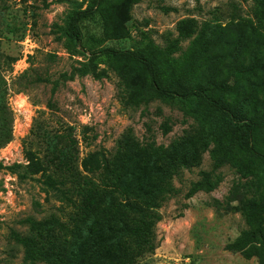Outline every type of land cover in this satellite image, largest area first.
Masks as SVG:
<instances>
[{
	"label": "rangeland",
	"instance_id": "obj_1",
	"mask_svg": "<svg viewBox=\"0 0 264 264\" xmlns=\"http://www.w3.org/2000/svg\"><path fill=\"white\" fill-rule=\"evenodd\" d=\"M258 1L110 0L103 18L81 21L83 39L76 44L67 22L87 0H0V85L11 112V139L0 145V264H28L12 232L70 264H95L110 255L126 264H258L256 257L226 249L248 228L244 204L260 206L258 174L242 176L227 162L215 171L220 181L213 190L185 198L199 172L212 169L215 145L232 133L239 140L243 130L229 121L211 127L198 104L158 97L138 63L103 57L92 66L88 58L99 47L146 50L173 82L185 69L190 41L203 32L199 55L188 59L186 86L237 77L241 118L259 115L264 72L239 71L252 67L257 39L264 47ZM259 135L264 142V129ZM30 151L70 190L73 203L45 191L29 166ZM93 151L101 153L119 190L113 184L104 190V171L82 170V158ZM165 167L174 169L173 193L156 208L160 219L141 232L150 236L141 243L142 236L131 234L130 210L133 202L155 196Z\"/></svg>",
	"mask_w": 264,
	"mask_h": 264
},
{
	"label": "trees",
	"instance_id": "obj_2",
	"mask_svg": "<svg viewBox=\"0 0 264 264\" xmlns=\"http://www.w3.org/2000/svg\"><path fill=\"white\" fill-rule=\"evenodd\" d=\"M110 0H87V4L83 8L75 10L67 22V35L76 44H81L83 32L81 21L88 18H93L100 14L102 18L105 15V7ZM141 0H131L132 3H137ZM167 10L166 8H163ZM258 22L264 28V0L258 1ZM106 28V24L104 23ZM107 31V28H106ZM201 36L203 32L198 33L189 43L188 49L185 52V69L176 78V81L171 82L168 77H164L159 60L156 57H148L146 50L139 49H119L115 47H99L90 49L89 64L93 66L95 61L100 58H114L125 62H135L142 66L145 70L149 85L155 94L166 101L178 99L181 101H190L198 104L202 111L201 115L205 122H209L210 126L220 124L223 121H229L234 129H242V138L239 140L232 133L212 149L210 156L213 160L212 169L210 171H200V178L190 184L189 189L185 193V198L193 196L198 191L209 192L219 183L220 177L215 171L223 164L230 162L242 176L256 175L260 177L263 191L259 196L260 206L246 202L244 204L245 219L248 225L235 238L233 242L226 245V249L232 252H239L244 258L250 259L256 257L258 264H264V142L260 137V132L264 129V111L261 114L252 113L249 117L242 119L239 114V107L235 102V87L237 86V77L231 83H217L206 86L187 87L191 73L188 67V59L193 54L197 53V48L201 44ZM263 37L262 33H257V38ZM256 39V38H255ZM264 43V41H263ZM152 47V45H151ZM150 47V49H151ZM199 55V53H197ZM204 56V52L202 51ZM251 68L239 69L241 76L253 74L255 72H264V47L260 45L257 39L251 51ZM231 58V57H230ZM187 72V73H186ZM235 76V75H234ZM41 81V77L37 78ZM51 106V103H48ZM11 112L7 103L4 101V93L1 92L0 85V145L7 143L11 139ZM164 132L167 131L166 124L163 125ZM209 127L211 130L212 128ZM100 152L93 151L87 153L81 160V168L87 173H104L106 176L102 180L104 190L106 187L113 184L115 189L119 190V183L113 178L114 173L109 165H103L100 159ZM29 166L33 173L40 174V181L45 186V191H51L53 194L66 204L73 203L70 196V190L61 186V182L56 179L47 170L48 165L40 160L35 153L29 152ZM162 176L154 183L156 191L155 196L148 199H142L141 203L133 202L129 217L134 218L131 222L134 228L131 229L135 236H142L141 243L148 242L149 235H143L141 232L149 231L160 216L156 212V208L173 193V187L170 182V177L174 173L171 167H165L158 172ZM129 196L126 195V199ZM89 203L94 202V197L88 200ZM89 212L85 210L83 216ZM109 225V224H108ZM31 228L36 230L35 223H31ZM116 230L112 231L115 233ZM11 237L16 243L24 248L23 261L28 264H33L35 260H44L46 264H70L57 251H44L41 247H37V243L30 237H23L19 233L12 232ZM118 238L117 241H121ZM127 241V240H126ZM125 241V242H126ZM130 244V243H127ZM105 254L106 249H99ZM90 260V259H89ZM81 264V263H79ZM95 264H126L125 261H120L114 256L103 257Z\"/></svg>",
	"mask_w": 264,
	"mask_h": 264
}]
</instances>
